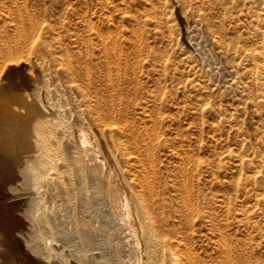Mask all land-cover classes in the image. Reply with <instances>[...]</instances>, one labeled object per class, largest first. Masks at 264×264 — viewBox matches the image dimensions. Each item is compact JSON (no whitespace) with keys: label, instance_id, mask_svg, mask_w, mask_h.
<instances>
[{"label":"rangeland","instance_id":"374dc122","mask_svg":"<svg viewBox=\"0 0 264 264\" xmlns=\"http://www.w3.org/2000/svg\"><path fill=\"white\" fill-rule=\"evenodd\" d=\"M104 37L122 43L120 62L110 66L112 78L123 73L118 91L124 97L103 79L105 66L85 72L90 58L77 57L86 75L77 79L60 52L55 64L47 49L36 58L70 122H79L81 98L94 104L97 93L98 109L115 103L135 173L141 177L143 159L159 190L161 232L203 260L226 246L225 264H264V0H0V70L23 63L26 73L15 75L37 76L36 56L26 47L8 56L16 40L20 46L44 41L57 51L85 49L89 41L96 52ZM101 59L93 56L92 64ZM82 120L105 137L115 125L93 113ZM51 147L63 172L71 154L64 143ZM61 180L47 188L45 200L63 208L68 184ZM114 227L119 236L126 231Z\"/></svg>","mask_w":264,"mask_h":264},{"label":"bare ground","instance_id":"6f19581e","mask_svg":"<svg viewBox=\"0 0 264 264\" xmlns=\"http://www.w3.org/2000/svg\"><path fill=\"white\" fill-rule=\"evenodd\" d=\"M19 16L22 17V13ZM105 37L100 39L96 52L90 50L89 41H84L85 49L75 51L68 48L57 51L44 41L20 46L16 40L13 46H8L9 57L26 47L36 56L32 66L39 72L37 76L36 73L23 76L27 68L23 63L0 70V225L13 235L8 238L0 230V264H225L228 247L218 246L214 256L203 260L189 246H180L178 239L161 232L156 223L154 200L159 190L154 185L152 172L138 157L141 177L135 173L128 148L121 141L127 133L116 123L115 112L119 109L115 103L98 109L97 93L93 95L94 104L79 99L77 106L84 104L85 108L77 109L75 116L79 122L74 124L69 120L72 115L68 116L69 109L64 107L63 101L54 99L57 88H50L48 77L36 61L46 49L52 64L60 52V61L71 69L75 79L85 75L77 59L79 55L90 58L84 67L88 75L93 68L100 70L105 66L103 79L124 97L118 91L123 73L118 72L112 78L110 66L111 62H120L123 46ZM95 55L102 59L92 64ZM16 72L24 73L20 76L15 75ZM85 95L87 92L82 89L81 96ZM85 113H93L115 125L107 130L105 137L97 128L84 124ZM50 136L54 144L64 143L71 154L63 172L57 170L54 162ZM137 145L138 142H134L135 148ZM59 177L62 187L68 184L63 208L45 200L47 188ZM116 224L126 229L124 234H117Z\"/></svg>","mask_w":264,"mask_h":264}]
</instances>
